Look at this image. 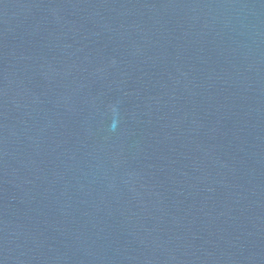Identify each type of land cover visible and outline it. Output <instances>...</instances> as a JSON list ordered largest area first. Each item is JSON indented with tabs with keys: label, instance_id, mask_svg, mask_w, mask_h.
<instances>
[{
	"label": "water",
	"instance_id": "water-1",
	"mask_svg": "<svg viewBox=\"0 0 264 264\" xmlns=\"http://www.w3.org/2000/svg\"><path fill=\"white\" fill-rule=\"evenodd\" d=\"M0 264H264V0H0Z\"/></svg>",
	"mask_w": 264,
	"mask_h": 264
}]
</instances>
